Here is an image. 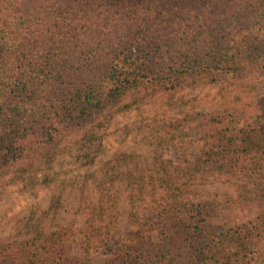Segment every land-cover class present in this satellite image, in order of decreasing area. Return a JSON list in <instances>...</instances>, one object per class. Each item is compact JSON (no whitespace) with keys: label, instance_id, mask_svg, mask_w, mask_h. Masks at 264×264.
I'll list each match as a JSON object with an SVG mask.
<instances>
[{"label":"trees","instance_id":"1","mask_svg":"<svg viewBox=\"0 0 264 264\" xmlns=\"http://www.w3.org/2000/svg\"><path fill=\"white\" fill-rule=\"evenodd\" d=\"M29 1L0 0V191L66 138L97 140L125 108L264 76V0ZM181 122L208 130L196 173L249 180L264 166V96ZM132 211L134 238L105 246L98 264H249L264 242V206L220 224L174 196L150 215ZM0 264L89 263L32 238L0 240Z\"/></svg>","mask_w":264,"mask_h":264},{"label":"rangeland","instance_id":"2","mask_svg":"<svg viewBox=\"0 0 264 264\" xmlns=\"http://www.w3.org/2000/svg\"><path fill=\"white\" fill-rule=\"evenodd\" d=\"M261 96L264 76L187 88L121 110L97 140L79 143L82 132L66 138L59 155L0 191V240L39 238L98 264L108 258L105 246L134 238L132 210L141 206L150 215L170 196L205 206L214 224L253 218L264 206V166L249 180L196 173L208 130L178 121ZM260 247L249 264H264V242Z\"/></svg>","mask_w":264,"mask_h":264}]
</instances>
